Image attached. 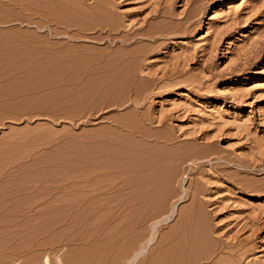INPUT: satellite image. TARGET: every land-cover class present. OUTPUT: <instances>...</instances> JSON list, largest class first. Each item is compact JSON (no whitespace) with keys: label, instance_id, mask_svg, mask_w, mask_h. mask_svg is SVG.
<instances>
[{"label":"rangeland","instance_id":"1","mask_svg":"<svg viewBox=\"0 0 264 264\" xmlns=\"http://www.w3.org/2000/svg\"><path fill=\"white\" fill-rule=\"evenodd\" d=\"M0 264H264V0H0Z\"/></svg>","mask_w":264,"mask_h":264},{"label":"bare ground","instance_id":"2","mask_svg":"<svg viewBox=\"0 0 264 264\" xmlns=\"http://www.w3.org/2000/svg\"><path fill=\"white\" fill-rule=\"evenodd\" d=\"M154 154H155V153H154ZM165 158H166V157H165ZM153 159H154V158H153ZM179 159H180V158H179ZM151 160H152V159H151ZM156 160H157V159H156ZM176 160H177V159H176ZM154 161H155V160H154ZM158 161H159V160H158ZM160 161H161V160H160ZM162 163H163V162H162ZM152 164H153V162H152ZM154 164H155V163H154ZM162 165H163V164H162ZM154 166H156V165H154ZM170 166H171V165H170ZM151 168H152V166H151ZM157 168H158V167H157ZM161 169H162V168H161ZM165 169H166V168H165ZM167 169H168V168H167ZM150 170H151V169H150ZM155 170L158 171L159 169H155ZM168 170H169V169H168ZM151 171H154V170H151ZM151 171H150V173H151ZM171 171H172V170H171ZM154 172H155V171H154ZM166 172H167V171H166ZM168 172H169V171H168ZM158 173H160V171L157 172L156 174L158 175ZM151 174H152V173H151ZM162 174L164 175L165 173H162ZM162 174L160 173L159 175H162ZM154 175H155V174H154ZM150 176H151V175H149V177H150ZM155 176H156V175H155ZM165 176H166V175H165ZM168 176H169V175H168ZM171 176H172V175H171ZM159 177H161V176H159ZM159 177H153V178H154V180H155V178H158V179L160 180ZM169 177H170V176H169ZM153 178H152V179H153ZM163 179H164V177H163ZM165 179H166V178H165ZM167 179H169V178H167ZM156 180H157V179H156ZM159 180H158V181H159ZM161 180H162V179H161ZM161 180H160V181H161ZM160 181H159V182L152 181V182L156 185V183H157V184H158V183H162V181H161V182H160ZM165 182H166V181H165ZM171 182H172V181H171ZM163 183H164V180H163ZM154 184H153V185H154ZM159 185H160V184H159ZM161 185H162V184H161ZM161 185H160V186H161ZM164 185H165V184H164ZM170 185H171V184H170ZM160 186H159V187H160ZM156 187H157V186H156ZM162 187H163V185H162ZM160 188H161V187H160ZM158 189H159V188H158ZM165 189H166V188H165ZM159 190H160V189H159ZM156 192H157V191H155V193H156ZM153 193H154V191H153ZM149 200H150V199H149ZM8 228H9V227H8ZM10 229H11V228H10Z\"/></svg>","mask_w":264,"mask_h":264}]
</instances>
